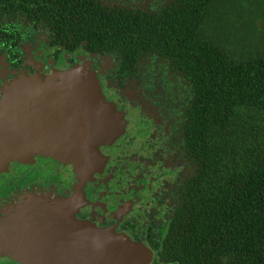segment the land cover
<instances>
[{
	"label": "flooded vegetation",
	"instance_id": "af4514ba",
	"mask_svg": "<svg viewBox=\"0 0 264 264\" xmlns=\"http://www.w3.org/2000/svg\"><path fill=\"white\" fill-rule=\"evenodd\" d=\"M55 1L0 0V86L47 65L88 66L116 122L88 164L41 151L33 163L15 160L0 172V264H76L78 253L89 252L88 260L108 234L141 242L155 264L157 246L189 202L196 168L186 142L188 81L155 52L123 66L114 51L62 49L43 18V4ZM186 1L82 2L168 21L169 14L186 19Z\"/></svg>",
	"mask_w": 264,
	"mask_h": 264
},
{
	"label": "trees",
	"instance_id": "16d2710c",
	"mask_svg": "<svg viewBox=\"0 0 264 264\" xmlns=\"http://www.w3.org/2000/svg\"><path fill=\"white\" fill-rule=\"evenodd\" d=\"M82 1L43 4L59 47L114 51L123 66L155 52L188 81L196 168L154 263L264 264V43L248 36L264 0H187L186 19L168 21Z\"/></svg>",
	"mask_w": 264,
	"mask_h": 264
},
{
	"label": "water",
	"instance_id": "95a60500",
	"mask_svg": "<svg viewBox=\"0 0 264 264\" xmlns=\"http://www.w3.org/2000/svg\"><path fill=\"white\" fill-rule=\"evenodd\" d=\"M115 122L100 78L90 67L47 65L38 73H18L0 86V172L15 160L30 163L42 152L88 164ZM97 245L88 260L89 252L78 253L76 264H152L149 249L126 234H108Z\"/></svg>",
	"mask_w": 264,
	"mask_h": 264
},
{
	"label": "rangeland",
	"instance_id": "374dc122",
	"mask_svg": "<svg viewBox=\"0 0 264 264\" xmlns=\"http://www.w3.org/2000/svg\"><path fill=\"white\" fill-rule=\"evenodd\" d=\"M258 29L251 28V32L248 33L251 41H257L258 43H264V16L257 18Z\"/></svg>",
	"mask_w": 264,
	"mask_h": 264
}]
</instances>
